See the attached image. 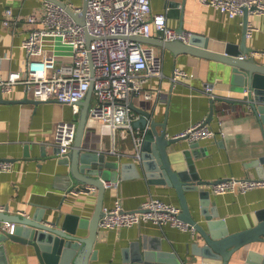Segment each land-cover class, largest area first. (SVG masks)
<instances>
[{
  "label": "crops",
  "instance_id": "crops-1",
  "mask_svg": "<svg viewBox=\"0 0 264 264\" xmlns=\"http://www.w3.org/2000/svg\"><path fill=\"white\" fill-rule=\"evenodd\" d=\"M45 0H0V53L8 58L3 73L24 69L27 53L23 41L32 27L38 23L28 21V16L43 6ZM83 5V0H64ZM171 2H179L171 5ZM153 10L164 12L170 25L207 36L209 46L223 51L228 45L238 48L243 39L244 16L230 17L216 6L203 4L200 0H152ZM8 8L12 9L11 23L3 20ZM183 14V17L181 15ZM254 34L247 38L251 47L264 49V13L249 15ZM157 46V45H156ZM164 56V77H153L146 89L153 93L149 99L135 97L134 103L141 107H156V118L162 120L169 111V135L185 131L193 123L204 120L210 113L214 100V116L209 124L217 138L199 140L198 157L193 156L199 176L205 180H217L229 176L259 177L256 166L249 162L264 154V124L252 109L241 100L244 92L232 90V66L215 60L189 54L175 55L170 50L157 46ZM264 62V59L257 58ZM175 66L184 68L189 76L173 82L171 75ZM211 84L215 97L204 90ZM23 84L15 85L11 92L0 90V159L13 162V169L0 172V204L10 212L32 216L43 209L45 218L54 219L67 212L91 217L97 201V192L73 193L69 187V165L62 163L55 152L57 122L60 119L78 120L79 115L72 105L56 100L33 101ZM94 100V97H93ZM139 116V113H137ZM191 140L185 138L171 146V156L179 166L186 167L185 150H191ZM88 148L104 152L133 149L131 138H113L110 127L98 120H89L85 135ZM107 159L131 161L130 157L118 159L107 154ZM177 163V162H176ZM221 216L228 221L232 231L253 226L258 221V212L264 209V187L247 192H213ZM154 195L180 205L175 189L168 185L149 184L145 176L119 178L107 186L104 206H112L120 199L127 210H136L149 196ZM191 197V196H190ZM1 233V228H0ZM192 231L165 224L158 226L144 223L131 227L100 228L96 248L98 259L91 264H116L122 261V251L130 242L144 234L154 251L173 252L179 263L151 260L150 264H222L221 260L194 255L191 250ZM8 264H40L35 249L30 244L5 241ZM161 247V249H158ZM264 252V242L251 246ZM229 264L246 263L244 258Z\"/></svg>",
  "mask_w": 264,
  "mask_h": 264
},
{
  "label": "built area",
  "instance_id": "built-area-1",
  "mask_svg": "<svg viewBox=\"0 0 264 264\" xmlns=\"http://www.w3.org/2000/svg\"><path fill=\"white\" fill-rule=\"evenodd\" d=\"M203 4L216 6L234 18L243 15L244 7H253V13H264V0H200ZM75 11L83 5L67 2ZM12 9L6 10L3 20L11 23ZM28 21L38 23L31 28L29 36L23 41L27 53L24 69L11 70L8 76L3 73L6 55L0 53V90L13 91L15 85L23 84L32 98L36 100H56L72 105L76 114H80V101L94 84L89 120L104 122L110 127L113 138H131L133 149L117 150L115 147L105 150L118 159L130 157L139 161L143 144V131L135 128L134 119L138 116L131 103L135 97L151 98L153 93L146 84L153 77H164V56L151 43L134 39L133 36L157 37L165 40L187 39V33H179L170 25L166 13L156 12L152 0H87L86 22L80 24L63 7L51 1H44L42 7L28 16ZM256 27L249 25L248 36H252ZM91 35V39L88 35ZM242 57L264 59V49H256ZM184 68L175 66L171 75L173 82L180 77L189 76ZM204 90L215 97L211 84H205ZM251 108L249 89L241 97ZM78 120L60 119L57 122L54 144L60 147L59 155H68L75 141ZM188 135L191 141L206 137L217 138L215 129L204 120L193 123L176 136ZM13 169V162L0 159V172ZM107 186L113 182H106ZM264 187V177L229 176L211 185L213 192H247ZM95 185L84 188H71V192H97ZM8 208L0 204V211ZM104 215L100 228L131 227L144 223L158 226L170 224L182 229H190L179 213L181 206L160 197L151 195L136 210L124 208L120 199L112 206H104ZM1 231L13 233L15 223L3 221Z\"/></svg>",
  "mask_w": 264,
  "mask_h": 264
},
{
  "label": "water",
  "instance_id": "water-1",
  "mask_svg": "<svg viewBox=\"0 0 264 264\" xmlns=\"http://www.w3.org/2000/svg\"><path fill=\"white\" fill-rule=\"evenodd\" d=\"M51 1L65 8L80 24L86 22V3L83 0L82 10L77 12L64 0ZM179 2H171L178 5ZM255 6L244 7L243 39L238 48L228 45L225 50H215L209 46L207 36L185 30L183 23L177 28L179 33H187L188 38L165 40L157 37L133 36L134 39L151 43L170 50L175 55L189 54L207 58L232 66V90L244 92L249 89L251 109L264 124V62L253 57L242 55L259 49L248 45L249 15ZM183 17V14L181 15ZM254 34V32H253ZM88 38L91 39V35ZM94 84L86 96L79 102L81 105L78 117L75 141L68 155H59L60 147L55 144V152L62 163L69 165V187L84 188L95 185L97 201L91 217L67 212L54 219L45 218L43 209L32 216L21 212L0 211V225L3 221L15 223L13 233H0V264H8L5 241L12 240L34 247L40 264H91L98 259L96 242L100 232V220L104 215V198L106 182H116L121 178H139L145 176L149 184L168 185L175 189L179 197L180 219L187 223L192 231L191 250L194 255L208 259L221 260L229 264L232 260L244 258L246 263L264 264V252L251 246L264 242V209L258 212V221L253 226L232 231L228 221L221 216L217 200L212 199L211 189L206 187L221 179L205 180L199 176L193 156L198 157V141H191V150H185L186 167L179 165L180 154L174 161L171 146L188 135L170 136L168 130L169 111L164 118H156V107H141L134 102L132 109L139 113L133 125L143 131V144L139 161H120L107 159V153L88 148L85 135L90 118V107L93 98ZM35 102L41 100L34 99ZM210 113L205 119L211 122L214 116V100H211ZM193 155V156H192ZM179 160V162H178ZM177 162V163H176ZM256 166L259 177H264V154L249 162ZM191 196V197H190ZM149 237L142 234L130 242L122 251V261L116 264H150L151 260L179 263L180 259L173 252L154 251ZM161 249V247H158Z\"/></svg>",
  "mask_w": 264,
  "mask_h": 264
}]
</instances>
